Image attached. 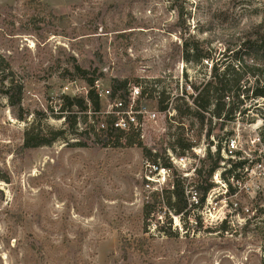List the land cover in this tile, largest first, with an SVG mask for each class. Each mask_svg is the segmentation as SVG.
<instances>
[{
	"label": "rangeland",
	"instance_id": "obj_1",
	"mask_svg": "<svg viewBox=\"0 0 264 264\" xmlns=\"http://www.w3.org/2000/svg\"><path fill=\"white\" fill-rule=\"evenodd\" d=\"M48 13L69 17L66 36L55 33ZM259 31L264 34V0H0V57L25 85L22 112L0 92V177L8 178L0 180V264H264V176L238 171L240 182L229 179L234 191L222 178L227 162L239 161L235 153L252 168L262 160L264 98L245 99L223 132L210 140L203 135L184 155L175 149L178 135L194 139L205 132L174 109L145 125L142 146L114 148L93 133L90 139L71 135L56 104L62 95L83 97L90 90L66 74L71 64L97 77L103 89L112 91L114 80H129V89L162 81L157 89L167 92L172 107L178 97L191 101L190 85L209 79L212 63H235ZM189 38L210 50L214 62L178 55ZM245 85L252 90L256 79ZM117 100H102V112ZM141 103L156 110L145 99ZM19 113L28 120L20 121ZM81 121L79 131L86 128ZM32 124L66 135L26 151L23 135ZM231 139L238 142L235 158L227 152ZM219 147L224 162L200 207L189 184ZM145 148L158 155V170ZM174 177H188L191 217L170 213L165 199L147 221V197L172 190ZM137 239L147 240L145 251L124 259L123 241Z\"/></svg>",
	"mask_w": 264,
	"mask_h": 264
},
{
	"label": "trees",
	"instance_id": "obj_2",
	"mask_svg": "<svg viewBox=\"0 0 264 264\" xmlns=\"http://www.w3.org/2000/svg\"><path fill=\"white\" fill-rule=\"evenodd\" d=\"M46 17L50 19L48 24L55 30V33H60L62 36H66L72 28V23L67 15L56 16L53 13H48ZM41 22H44V20ZM41 40H45V38H41ZM243 49L236 53L235 63L226 66L224 64L212 63L209 79L199 86L195 84L190 85V88L194 91V94L188 97L191 101L178 97L173 101H176L174 107L171 105L172 101L167 92L157 89V84L162 81L153 83L150 89H144L140 85L142 96L150 103L153 109H156L160 113H166L170 109H174L178 113L179 119L189 118L197 120L200 125V131L205 132L203 134L199 133L194 139H189L184 134H179L175 140V146H177L175 149H178L181 155L191 153L203 135H205L206 139L210 140L215 132H223L227 125L235 120V116L240 110L241 105L245 102V99H250L251 96L252 98H264V87L260 86L261 83H264V34L259 31L255 37H250L244 44ZM177 53L184 56L187 60L191 56L196 62L203 60L213 61L211 51L206 50L199 41L192 40L191 38L179 44ZM72 62L75 63L74 60ZM66 74L70 75L72 80L79 79L85 81L90 88L87 96L62 95L58 99L59 102L56 103L59 106V115L57 116L65 120V125L71 135L79 134V136L90 139V134L93 133L97 141H102L105 146L114 148L133 147L137 144L142 146L138 133L116 131L114 129L115 116H106L102 112V101L93 90L98 81L97 77L89 78L88 72L76 64H71L66 70ZM251 78L256 79L257 84L252 90L251 87L245 85ZM0 85V92L8 99L11 107L18 108L22 112L21 106L25 98V85L16 81V75L13 72L12 66L2 57H0ZM128 97L129 80H114L112 82L111 99L127 100ZM242 97L244 98L241 99ZM228 100L231 101L228 102ZM239 114L243 113L239 112ZM37 116L39 117L40 115L37 114ZM27 118L23 113H19L18 115L20 121L25 122L28 120ZM80 121L86 126L82 131H79L78 127ZM102 125L104 128H101ZM261 131L260 140L264 144V128ZM64 135H66V130L48 129L43 131L40 126L36 127L32 124L24 132L22 148L27 151L49 147L63 138ZM217 136L219 138V135ZM226 136L231 137L232 133L227 132ZM122 139H125L124 143H122ZM220 143L222 144V140ZM145 152H147L154 165H161L158 163V155H153L146 148ZM236 156L239 157V161L232 159L228 161L227 163L230 165V168L222 173V178L227 182H229L230 178L240 180V175L237 172L243 171L248 164L246 158L242 159L240 157V152L236 153ZM222 162H224V159L221 157V147H219L215 155L209 152L202 160V167L195 170L192 183L189 186L196 195L198 206L202 207L204 205L209 192L214 188L215 185L212 178L221 168ZM162 166L167 169L171 168L169 164ZM0 180L7 182L8 178L2 176ZM187 182V178L174 177L172 190L164 189L152 192L147 197L143 208L147 221L154 214L157 204L164 202L165 199L171 211L170 213L180 217L181 220L190 218L192 208H190L189 196L185 190ZM228 184L230 190L234 191L230 182ZM161 214L166 216L168 213ZM169 224L168 232H165L168 236L171 235V220ZM187 235H189V231L185 234V236ZM146 244V239H137L134 242L124 240L122 244L123 258L127 260L128 254L133 250L144 252Z\"/></svg>",
	"mask_w": 264,
	"mask_h": 264
},
{
	"label": "built area",
	"instance_id": "obj_3",
	"mask_svg": "<svg viewBox=\"0 0 264 264\" xmlns=\"http://www.w3.org/2000/svg\"><path fill=\"white\" fill-rule=\"evenodd\" d=\"M69 89L70 87H66L64 92H68ZM93 90L101 101L111 100L112 91L110 89H103L98 84H95ZM87 94L88 92L84 96H87ZM143 99L145 98L142 96L141 89L139 87H133L129 89V97L127 100L118 99L116 102L109 105L110 109L104 112V114L115 116L114 129L116 131L122 133L136 132L140 135V139H143L145 137L143 132L145 125L147 123H157V121L159 120L160 113L156 110H152L147 104L141 103ZM101 128H104V126L102 125ZM259 142H261L260 138ZM237 143L238 142L233 139H231L227 143V152L231 158H235L236 153L234 155V152L238 149ZM263 156H260V159L262 160L258 161L253 168L251 167L249 163L250 161L248 160V164L245 166L243 171H245L246 173L250 171L251 173H255V175L259 174L261 176H264ZM251 164H253V162H251ZM153 167L156 168V170H158L159 168V166H156L154 164ZM234 179L235 178H232L233 181ZM236 182L240 181L236 180ZM237 184L239 188H241V185L239 183ZM236 195H238V193H236L235 196ZM193 197L196 201V195L194 191ZM196 203L198 202L196 201ZM234 208L236 211L238 210L237 203L234 204Z\"/></svg>",
	"mask_w": 264,
	"mask_h": 264
}]
</instances>
